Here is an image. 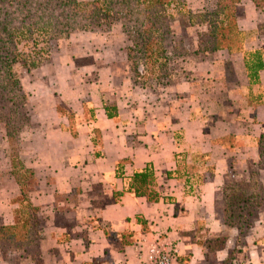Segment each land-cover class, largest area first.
<instances>
[{"label":"crops","instance_id":"crops-1","mask_svg":"<svg viewBox=\"0 0 264 264\" xmlns=\"http://www.w3.org/2000/svg\"><path fill=\"white\" fill-rule=\"evenodd\" d=\"M241 4V51L191 52L182 60L185 74L153 86L135 83L125 70V43L114 41L111 30L63 39L48 108L34 109L21 132L20 159L37 178L30 200L43 223L41 264H141L158 236L177 247L174 264H219L231 252V264H264V211L241 244L238 227L215 210L232 180H250L248 166L258 161L257 139L264 134V65L252 83L245 67V53L256 49L264 64V32L258 30L264 11L251 0ZM197 48L195 42L191 51ZM58 103L72 112V123ZM107 105L116 106L115 116H107ZM147 163L161 192L157 202L127 190L133 172ZM181 164L196 168L167 177ZM258 176L264 192V168ZM10 186L13 193L1 189L2 224L18 221L11 198L19 186L14 179ZM115 192L122 194L114 199ZM122 235L129 239L124 245ZM213 238H222L223 247L209 250ZM15 257L11 262L0 253V264H36Z\"/></svg>","mask_w":264,"mask_h":264},{"label":"trees","instance_id":"trees-1","mask_svg":"<svg viewBox=\"0 0 264 264\" xmlns=\"http://www.w3.org/2000/svg\"><path fill=\"white\" fill-rule=\"evenodd\" d=\"M239 1L216 0L215 10L192 12L187 8L186 0H0V125L9 146L11 169L6 174L15 180L20 189V193L12 199L19 206L20 220L13 224L0 223V253L4 257L12 262L16 259V253H19L20 257H30L36 264H41L43 223L39 217V207L30 200L37 178L34 171L19 158L17 137L21 125L28 118L22 108L26 94L13 69L18 60L25 67H35L39 63L32 59H19L18 36L25 31L31 37L35 31H40L46 32L49 39L59 38L68 36L74 30H91L118 19L130 42L128 51L135 74L144 78L146 73L147 78L163 80L170 76V61L188 54L189 45L182 41L184 38L188 40L192 35L197 36L198 48L193 52L226 49L235 53L242 50L245 34L237 23ZM251 1L264 11V0ZM171 5L187 17L189 26L181 21L180 30H175L169 13ZM195 25H204L205 30L189 33L187 28ZM258 30L264 32V24H260ZM140 65L145 67L144 70L138 69ZM263 65L260 50L245 53V67L251 83L258 81V72L263 69ZM105 109L108 117L117 114L116 106L107 105ZM109 109L113 112H109ZM57 110L72 123L73 114L67 111L63 103L57 104ZM69 129L72 134H76L70 126ZM97 135L96 131V138ZM233 140V136L228 137V141ZM257 146L259 159L248 166L250 180H232L215 204L221 221L238 227L241 244L250 234L258 214L264 211V192L258 176L259 170L264 168V134L258 137ZM196 157L202 162L206 161L204 155ZM122 164V161L119 162L117 168L120 169ZM195 168V165L181 164L175 172H167V177L178 178L181 177L180 172L188 170L189 173ZM205 169L211 171L210 166ZM203 179L199 176L197 180ZM127 190L136 196H144L149 202L159 201L161 192L153 166L147 163L142 169L134 171L129 178ZM121 194L115 192L113 198ZM136 219L143 223L140 217ZM104 231L108 234L105 228ZM121 237V245L129 242L125 235ZM223 244L222 238H213L208 241V248L217 250ZM231 258L232 252L219 264H231Z\"/></svg>","mask_w":264,"mask_h":264},{"label":"rangeland","instance_id":"rangeland-1","mask_svg":"<svg viewBox=\"0 0 264 264\" xmlns=\"http://www.w3.org/2000/svg\"><path fill=\"white\" fill-rule=\"evenodd\" d=\"M81 2H89L92 0H80ZM242 1L240 0L237 4V11L236 16H238L243 12V6ZM253 2V1H252ZM186 6L187 8L192 12H203L208 11L211 12L215 10L216 8V0H186ZM169 13L172 16V25L175 28V30L179 31L181 27V21H184L186 26H189L187 22V17L182 15V13H179L176 11V8L171 5L169 8ZM97 28V27H95ZM98 28L103 30H111L110 34L113 35L114 41L116 42H122L125 43L123 49L127 54V67H125V70H129L130 74L132 75V78L134 79L135 83H139L141 85H156L158 83H165V81H168L173 78H179L183 74H185V70H181L183 68L182 66V60L189 55L191 52L192 45L197 42V36L192 35L188 40L186 38L182 39V41H186L189 45V52L188 54L181 56V57H175L173 58L172 62L170 61V68L171 70L170 76L168 79H157L155 77L147 78V74L144 73V78H141V75L135 74L132 60L129 56L128 47L130 45V42L125 36V39L119 40V32L120 35L123 33L121 24L118 19H115L112 21V23L108 25H102L98 26ZM94 29V28H92ZM91 29V30H92ZM189 33H195V31H204L205 26L204 25H195L194 27H188ZM79 31H86V30H74L72 33L79 32ZM30 34V33H29ZM69 34V35H70ZM124 34V33H123ZM32 36L29 37L27 35V32L24 31L23 34H20L17 38V49L19 52V59L20 58H27L32 59L38 62L39 64L35 67H25L19 60L14 65L13 69L16 74V76L20 79L22 86L24 88L25 94H26V101L25 104H23V110L27 114L26 122L21 125L20 131L17 133V137L19 140V146L20 151L23 147L22 140H21V132L25 129L27 125H29L31 121V114H33L34 109H47L46 108V101L49 99V95H51L53 89L56 88V82L54 80V76L57 74L58 71H56V64H58L57 61H59V57H64L65 55V40L63 39L67 38L68 36L64 35L62 37H55L52 39H49V35L46 32H40L35 31ZM125 35V34H124ZM28 36V37H27ZM118 39V40H116ZM181 40V36H180ZM199 54V56H204L205 51H196ZM206 56V55H205ZM145 67L143 65H140L138 69L141 71L144 70ZM45 101V105L43 106V102ZM20 155V152H19ZM20 158V156H19ZM21 160V159H20ZM1 168L3 170V175L1 176ZM11 169L10 166V159H9V146L8 142L5 136V132L2 129L0 125V200H1V189L6 188L7 190H10V193H13V186H10L11 180L13 178L8 177L6 174ZM5 186V187H4ZM20 193V189L16 195H14L13 198H15ZM17 220H20V214L19 211L17 213ZM0 223H1V212H0Z\"/></svg>","mask_w":264,"mask_h":264},{"label":"built area","instance_id":"built-area-1","mask_svg":"<svg viewBox=\"0 0 264 264\" xmlns=\"http://www.w3.org/2000/svg\"><path fill=\"white\" fill-rule=\"evenodd\" d=\"M145 248L141 264H174L178 256L177 247L161 240L159 236Z\"/></svg>","mask_w":264,"mask_h":264}]
</instances>
